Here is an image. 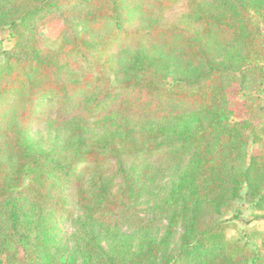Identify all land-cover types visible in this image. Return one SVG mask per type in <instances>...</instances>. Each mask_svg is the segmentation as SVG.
<instances>
[{"label": "trees", "instance_id": "1", "mask_svg": "<svg viewBox=\"0 0 264 264\" xmlns=\"http://www.w3.org/2000/svg\"><path fill=\"white\" fill-rule=\"evenodd\" d=\"M179 1L0 0L14 40L0 48V264H264V248L226 232L242 198L264 220V0H186L192 33L162 26ZM50 122L62 143L34 137ZM157 189L164 231H127L130 206Z\"/></svg>", "mask_w": 264, "mask_h": 264}, {"label": "rangeland", "instance_id": "2", "mask_svg": "<svg viewBox=\"0 0 264 264\" xmlns=\"http://www.w3.org/2000/svg\"><path fill=\"white\" fill-rule=\"evenodd\" d=\"M189 11L188 3L186 0L179 1L176 5L167 10L164 20L162 22L163 27H177L186 33H192L201 29V25L195 21L187 18ZM66 23L63 19H59L49 27L42 28V39L45 46H57L59 41V34L65 29ZM264 30V26H263ZM14 43V40L9 34L7 29L0 31V48H10ZM0 61L2 56L0 55ZM77 61L80 65V71L83 73L92 72L97 73L92 62V56L79 55ZM244 90H241L238 84H233L229 88L230 107L233 115L236 119L246 117V110L244 107ZM260 96L264 100V90L260 93ZM34 137L40 141H44L46 145H50L54 142L62 143L66 136V129L63 126H58L51 123L36 124L33 129ZM256 145L251 143L249 146V152L256 151ZM108 174L114 178V189L117 190L121 185V178L117 176V167L115 161H111L107 166ZM161 179L158 183L164 185L168 178V171H164L160 175ZM156 195L153 197L143 198L136 205H131L128 210V217L126 219V230L131 231L136 223L150 222L155 231L163 232L166 222L160 218L155 219L159 190H156ZM70 209L72 210L74 217L81 216V211L77 204L76 198L70 196ZM259 212H257L252 205L246 202L244 198L238 200L235 203L234 210L230 213L226 230L227 235L231 239H238L242 243H248L252 248L263 249L264 248V220L259 218ZM70 224L67 228L71 232Z\"/></svg>", "mask_w": 264, "mask_h": 264}]
</instances>
